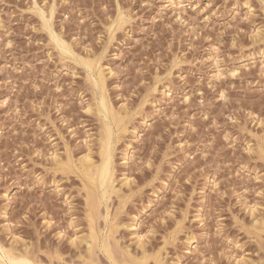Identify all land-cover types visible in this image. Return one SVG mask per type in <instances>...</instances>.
Instances as JSON below:
<instances>
[{
  "label": "rangeland",
  "instance_id": "obj_1",
  "mask_svg": "<svg viewBox=\"0 0 264 264\" xmlns=\"http://www.w3.org/2000/svg\"><path fill=\"white\" fill-rule=\"evenodd\" d=\"M0 245L264 264V0H0Z\"/></svg>",
  "mask_w": 264,
  "mask_h": 264
},
{
  "label": "bare ground",
  "instance_id": "obj_2",
  "mask_svg": "<svg viewBox=\"0 0 264 264\" xmlns=\"http://www.w3.org/2000/svg\"><path fill=\"white\" fill-rule=\"evenodd\" d=\"M46 17V16H45ZM124 19V18H123ZM58 29V28H57ZM54 30V29H53ZM52 32V31H51ZM116 32V31H115ZM82 52H84V51H82ZM73 59V58H72ZM78 62V61H77ZM95 78V77H94ZM96 88H97V90H98V93H99V101H98V103H97V107H96V109H97V111L98 112H101V113H103L104 115H105V118L107 119V120H109V121H111V113H110V106H109V102H108V100H107V97L104 95V93L102 92V89H101V86H100V84H97L96 85ZM124 107V106H123ZM89 108V110H90V107H88ZM97 113V112H96ZM146 118V117H145ZM101 119V118H100ZM103 127V126H102ZM105 127V126H104ZM105 134V133H104ZM105 136V135H104ZM106 144H107V147H108V149L110 150L111 148H112V139L110 138V137H108V140H107V142H106ZM128 148V147H127ZM88 153V152H87ZM111 156H112V152L110 151L109 152V154H106L105 155V157H104V165H109L110 164V162H109V160H110V158H111ZM54 158V157H53ZM90 158V157H89ZM88 158V155H86L85 156V158H83V159H81V162H80V167H81V171H82V175H84V176H86L87 174H89V171H90V163H91V158L89 159ZM112 158H113V156H112ZM55 160H57V158H56V156H55V158H54ZM113 162V161H112ZM111 162V163H112ZM66 165V164H65ZM111 166V165H110ZM111 168V167H110ZM112 177H113V175H112ZM120 182V181H119ZM125 183V182H124ZM113 184V183H112ZM126 184V183H125ZM119 187V186H118ZM98 188H99V190H100V192H103V193H105V191L107 190V189H109V184H105V186L103 185V182H101L100 181V183H99V186H98ZM118 189V188H117ZM87 191H88V189H86ZM91 192V191H90ZM90 192H88V193H90ZM108 192V191H107ZM93 193H91V195H92ZM97 194V193H96ZM110 194V193H109ZM94 195V194H93ZM95 196V195H94ZM87 197V196H86ZM4 198H5V200H8V194L6 195H4ZM106 199V198H105ZM111 199V198H110ZM4 200V201H5ZM94 201H96V199L94 200ZM104 204V203H103ZM102 206H104V205H102ZM98 207V206H97ZM98 209V208H97ZM3 213H4V211H3ZM92 213H93V211H92ZM96 213V212H95ZM6 214V212L4 213V217L6 216L5 215ZM108 214V213H107ZM105 215H106V213H105ZM98 216V215H97ZM105 217V216H104ZM104 219V218H103ZM105 219H106V217H105ZM104 219V220H105ZM103 220V221H104ZM108 221V220H107ZM47 223H48V221H47ZM109 223V222H108ZM49 225V224H48ZM137 225H138V218H136V217H133V223H132V225L130 226L131 228H132V230H137ZM47 227V226H46ZM104 227H105V225H104ZM92 232H93V230H92ZM94 233V232H93ZM134 235H136V233H134ZM101 237H103V236H101ZM111 237V236H110ZM91 238V237H90ZM137 238V237H136ZM139 238V237H138ZM98 239V238H97ZM101 239V238H100ZM139 241V240H138ZM191 246L192 245H194L195 243H196V241L194 240V239H191ZM86 242V241H85ZM90 242V241H89ZM97 242H98V240H97ZM95 244V243H94ZM97 245V244H96ZM96 245H94V246H96ZM99 245H101V244H99ZM138 245V244H137ZM142 246V245H141ZM89 247V246H88ZM102 247L103 248H105L106 247V244H105V239L103 238L102 239ZM94 248H96V247H94ZM90 249V248H89ZM29 251V250H28ZM89 251V250H88ZM91 251V250H90ZM92 252V251H91ZM24 252H22V254H23ZM102 253H103V251H102ZM26 255H29V254H26ZM26 255H14L13 254V252L12 253H10L7 249H5L4 247H2L1 245H0V264H43L42 262H40V261H37L35 258H33V257H29V256H26ZM32 256V255H31ZM92 260V259H91ZM89 261V260H88ZM53 262V261H52ZM57 262V261H56ZM134 263V262H133ZM45 264V263H44ZM52 264H54V263H52ZM85 264V263H84ZM90 264H92V263H90ZM94 264H95V262H94Z\"/></svg>",
  "mask_w": 264,
  "mask_h": 264
}]
</instances>
